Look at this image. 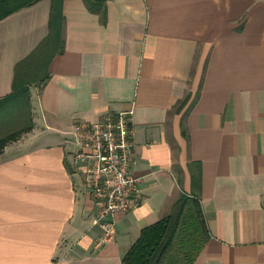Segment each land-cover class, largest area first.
I'll use <instances>...</instances> for the list:
<instances>
[{
    "label": "crops",
    "instance_id": "0c3cea01",
    "mask_svg": "<svg viewBox=\"0 0 264 264\" xmlns=\"http://www.w3.org/2000/svg\"><path fill=\"white\" fill-rule=\"evenodd\" d=\"M52 3L0 20V99L49 37ZM63 15V51L30 87L33 127L0 156V264H123L183 193L211 234L194 264H264V0H107L104 13L64 0ZM121 111L143 201L99 243L73 131Z\"/></svg>",
    "mask_w": 264,
    "mask_h": 264
},
{
    "label": "trees",
    "instance_id": "16d2710c",
    "mask_svg": "<svg viewBox=\"0 0 264 264\" xmlns=\"http://www.w3.org/2000/svg\"><path fill=\"white\" fill-rule=\"evenodd\" d=\"M38 1L40 0H0V20ZM52 1L49 37L36 54L18 65L12 92L0 99V113L12 105L18 108L27 107L29 111V124L26 127H21L0 138V156L9 143L18 140L32 129L30 87L36 81L43 83L49 75L45 72L39 79H34L36 78L34 76L42 72L40 67L48 70L52 57L63 51L64 0ZM86 3L93 12L104 13L107 0H86ZM53 48L55 52L50 54ZM44 49L46 53L41 54ZM28 63V70L21 74L20 68ZM13 112L15 113V110ZM21 113L13 114V119L19 125L24 121H22L24 114ZM210 238L200 197L195 193H183L168 216L143 229L140 238L126 254L123 264H194Z\"/></svg>",
    "mask_w": 264,
    "mask_h": 264
},
{
    "label": "built area",
    "instance_id": "2783aa9c",
    "mask_svg": "<svg viewBox=\"0 0 264 264\" xmlns=\"http://www.w3.org/2000/svg\"><path fill=\"white\" fill-rule=\"evenodd\" d=\"M133 112H109L96 122H79L73 131L75 162L95 206L93 226L100 227L108 241L114 231L110 217L138 208L143 201L142 177L134 171Z\"/></svg>",
    "mask_w": 264,
    "mask_h": 264
},
{
    "label": "rangeland",
    "instance_id": "374dc122",
    "mask_svg": "<svg viewBox=\"0 0 264 264\" xmlns=\"http://www.w3.org/2000/svg\"><path fill=\"white\" fill-rule=\"evenodd\" d=\"M45 71V70H44ZM42 75V73L41 74H39L38 76H37V78L39 79V77ZM42 77V76H41ZM36 82H38V81H36ZM16 105H12V106H9V109H8V107H7V111H2L1 113H0V138L1 137H3V136H5L6 135V133H7V131H8V125L7 126H3L2 125V123H3V121L1 120V115H2V117L3 118H5V117H8V116H10L12 113H14L13 111L15 110V113L14 114H16L17 115V113L18 114H20L21 112H23V117H24V119H22V121L23 122H21V125H19V129H21V127H26L29 123V121H28V116H29V111H28V108L27 107H24V106H22V108H18V107H15ZM6 109V108H5ZM14 109V110H13ZM22 114V113H21ZM19 124V123H18ZM3 131H5V132H3ZM10 131V130H9Z\"/></svg>",
    "mask_w": 264,
    "mask_h": 264
}]
</instances>
